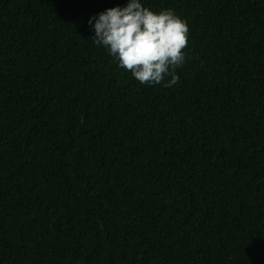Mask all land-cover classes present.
<instances>
[{"label": "trees", "instance_id": "16d2710c", "mask_svg": "<svg viewBox=\"0 0 264 264\" xmlns=\"http://www.w3.org/2000/svg\"><path fill=\"white\" fill-rule=\"evenodd\" d=\"M140 2L171 87L91 39L128 0H0V264H264V0Z\"/></svg>", "mask_w": 264, "mask_h": 264}, {"label": "clouds", "instance_id": "9594fccd", "mask_svg": "<svg viewBox=\"0 0 264 264\" xmlns=\"http://www.w3.org/2000/svg\"><path fill=\"white\" fill-rule=\"evenodd\" d=\"M88 23L94 27L93 42L140 83L160 84L166 76V87L178 83L175 69L185 62L189 28L171 9L157 13L140 0H128L125 7L109 8Z\"/></svg>", "mask_w": 264, "mask_h": 264}]
</instances>
